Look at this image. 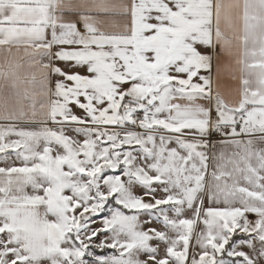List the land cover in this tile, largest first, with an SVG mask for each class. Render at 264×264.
I'll use <instances>...</instances> for the list:
<instances>
[{"label":"snow or ice","instance_id":"snow-or-ice-1","mask_svg":"<svg viewBox=\"0 0 264 264\" xmlns=\"http://www.w3.org/2000/svg\"><path fill=\"white\" fill-rule=\"evenodd\" d=\"M0 264H264V0H0Z\"/></svg>","mask_w":264,"mask_h":264},{"label":"crops","instance_id":"crops-1","mask_svg":"<svg viewBox=\"0 0 264 264\" xmlns=\"http://www.w3.org/2000/svg\"><path fill=\"white\" fill-rule=\"evenodd\" d=\"M229 81H228V78L227 77H225V83L227 84Z\"/></svg>","mask_w":264,"mask_h":264}]
</instances>
